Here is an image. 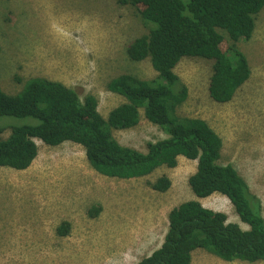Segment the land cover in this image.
Here are the masks:
<instances>
[{
	"label": "rangeland",
	"instance_id": "1",
	"mask_svg": "<svg viewBox=\"0 0 264 264\" xmlns=\"http://www.w3.org/2000/svg\"><path fill=\"white\" fill-rule=\"evenodd\" d=\"M254 19L251 37L237 42L250 76L232 99L219 103L209 96L212 60L184 56L174 72L188 94L176 113L204 119L220 136L217 162L231 164L244 178L264 219V7ZM147 32L135 8L117 0H0V87L15 94L30 77L56 80L94 94L98 111L107 117L124 101L107 90L111 78L156 77L149 58L132 61L126 54L127 44ZM10 123L0 119V126ZM113 136L145 152L147 142L166 134L141 109L136 126L113 130ZM35 141L38 153L27 168L0 166V264H136L163 242L170 210L189 199L248 228L226 196L193 194L188 177L196 170L195 159L178 156L174 167L119 179L96 172L78 144ZM162 175L170 187L153 190L151 183ZM66 222L67 235L61 236L57 228ZM244 263L198 248L190 264Z\"/></svg>",
	"mask_w": 264,
	"mask_h": 264
},
{
	"label": "trees",
	"instance_id": "2",
	"mask_svg": "<svg viewBox=\"0 0 264 264\" xmlns=\"http://www.w3.org/2000/svg\"><path fill=\"white\" fill-rule=\"evenodd\" d=\"M117 1L134 7L148 26L146 34L127 44L128 58H149L156 77L120 74L111 78L107 90L124 101L107 117L98 111L94 94L56 80L30 77L15 94L0 87V119L12 121L0 126V166L27 168L38 153L35 140L50 146L67 141L78 144L96 172L119 179L144 177L162 165L174 167L178 156L195 159L196 170L188 177L193 194L197 198L215 192L226 196L248 228L227 221L225 213L204 207L198 199H189L170 210L163 242L136 264H190L198 248L225 261H264L259 201L231 164L217 162L222 140L210 125L176 113L188 90L174 72L184 56L212 60L209 96L219 103L230 101L250 76L247 56L237 42L251 37L264 0ZM141 109L144 118L166 134L147 142L145 152L122 145L113 136V130L136 126ZM6 128L9 134L3 136ZM170 185V179L162 175L151 188L165 192ZM68 226V222L61 224L57 233L67 235Z\"/></svg>",
	"mask_w": 264,
	"mask_h": 264
},
{
	"label": "crops",
	"instance_id": "3",
	"mask_svg": "<svg viewBox=\"0 0 264 264\" xmlns=\"http://www.w3.org/2000/svg\"><path fill=\"white\" fill-rule=\"evenodd\" d=\"M260 263L264 264V261H258V262H254V263H244V264H260Z\"/></svg>",
	"mask_w": 264,
	"mask_h": 264
}]
</instances>
